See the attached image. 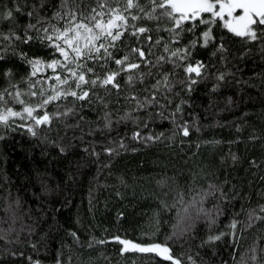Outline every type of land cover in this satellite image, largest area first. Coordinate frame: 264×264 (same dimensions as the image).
I'll return each mask as SVG.
<instances>
[{
    "label": "trees",
    "instance_id": "16d2710c",
    "mask_svg": "<svg viewBox=\"0 0 264 264\" xmlns=\"http://www.w3.org/2000/svg\"><path fill=\"white\" fill-rule=\"evenodd\" d=\"M12 3L13 0H0V9L5 5L11 7ZM20 22H26V17L21 16ZM8 27L7 22H0L3 30ZM215 32L217 36H224L229 49L227 67L234 75L226 76L225 82L213 89L215 73L226 71L224 62L219 59V53L212 55V45L198 46L193 52L195 58L208 65L209 75L197 82L190 94L180 83L175 86L177 95L173 104L181 97L190 101L182 106V114L177 113L175 124L182 118L195 120L199 125V130L192 128L188 136L176 128L165 112L163 119L156 117L140 129V140L132 137L139 125H134L131 120L116 123L103 136L98 131L94 136L86 134L83 143L90 144L95 139L99 157L83 151L78 128L66 127L75 122L76 118L72 116L54 121L50 129L42 132L49 140L71 141L73 146L67 154L58 153L54 144L37 142L24 131L15 130L0 139V264H29V255L41 259L43 264H53L58 252L65 264L69 258L71 264H160L162 258L154 253H120V242L107 240L111 235L137 242H167L173 253L182 258L183 264H192L186 259L188 256L198 264H221L222 260L227 264H239L242 256H250L248 249L254 240L264 243L261 240L264 223L247 227L243 235L238 234L235 245L227 235V225L234 211L243 219L244 213L240 210L249 206V200L253 207L264 202L261 199L264 194V79L253 75L264 72V60L255 50L241 57L239 53L248 46L245 41L227 33L226 29ZM153 36L155 38V33ZM121 39L126 45L130 38L126 35ZM23 47L30 54L37 50ZM123 51L121 47L115 54L122 55ZM6 67L13 69L16 80L30 71L28 65L9 53L4 61H0V89L7 87L3 75ZM171 68V64L165 66V70ZM96 71L101 69L97 67ZM176 72L183 79V71L177 69ZM50 73L49 69L37 76ZM123 77V73L117 77L122 85ZM49 82L45 81V84ZM21 87L26 84L21 82ZM99 95L110 100L108 107L113 110V115L127 107L123 96L118 97L115 91L106 95L100 89ZM68 99L70 101L71 97ZM11 106L17 110L21 107L19 103ZM101 107L94 103L83 108L80 114L86 119L81 127L95 122ZM49 110H53L52 105ZM140 116L144 122L143 111ZM161 132L164 135L160 140L143 142L146 133L156 135ZM73 135L77 137L75 141ZM108 136L113 139L123 136L127 150H118L113 156L104 153L102 148ZM78 158L85 163L77 172ZM68 174L74 175V179H69ZM119 177H123L124 183L119 182ZM210 182L231 197L226 202L215 196L207 198L205 206L211 208L213 204H220L222 215L212 225L203 219L196 220L190 231L173 236V225L179 226L178 214L184 215L193 193L208 188ZM17 199L18 207L13 203ZM162 202L167 203L169 209L160 211ZM9 204L16 209L14 222L12 212L5 211ZM10 225L5 240L4 230ZM69 229L77 233L78 241L73 239ZM210 231L213 234L224 231L226 235L209 246L206 236ZM92 237L105 239V244L95 243ZM33 241L37 243L36 250L31 247ZM202 241H205L203 245ZM14 250L22 252L23 256H11L9 253Z\"/></svg>",
    "mask_w": 264,
    "mask_h": 264
},
{
    "label": "snow or ice",
    "instance_id": "6c2138e0",
    "mask_svg": "<svg viewBox=\"0 0 264 264\" xmlns=\"http://www.w3.org/2000/svg\"><path fill=\"white\" fill-rule=\"evenodd\" d=\"M21 16L26 17V22H20ZM0 22L9 24L7 30L0 28V61L11 53L30 68L19 80L13 78L11 67L3 70L7 87L0 89V139L15 130L24 131L37 142L56 145L60 154H67L73 146L72 142L49 140L42 132L50 129L54 121L67 120L70 116L76 120L66 127L78 128L81 148L96 157L100 155L95 148L97 141L93 139L90 144L83 143L86 134L94 136L98 131L103 136L116 123L131 120L134 125H139L132 132V137L140 140V129L156 117L163 119L165 112L175 124L177 113L182 114V106L190 103L181 97L179 102L173 104L177 82L190 94L193 86L209 75L208 65L193 56L198 46L207 48L212 45V55L219 53V59L224 62L226 71L215 73L213 89L221 86L226 76L234 75L232 69L227 67L228 46L224 36L216 35V29H226L227 33L246 42L248 46L239 53L241 57L255 50L264 60V0H123V3L120 0H13L11 7L5 5L0 9ZM126 35L130 39L125 45L121 38ZM23 46L37 50L30 54ZM121 47L124 48L123 54L116 55ZM154 48L157 51L154 52ZM168 64L172 68L165 70ZM97 67L101 69L100 72L96 71ZM49 69L50 74L37 76L38 73H47ZM177 69L183 71V79L177 75ZM121 73L124 74L123 85L117 79ZM253 75L264 79V72ZM32 77L37 79L33 80ZM45 81L50 82L45 84ZM21 82L26 87H21ZM100 89L106 95L115 91L118 97L123 96V103L127 107L113 115V110L108 107L110 100L99 95ZM12 103H19V110L12 107ZM94 103L102 106L100 115L95 122L81 127L86 119L80 114L82 109ZM117 103L120 101L117 100ZM50 105L53 108L51 111ZM141 111L144 122H141ZM175 126L184 136H188L192 128L199 130L195 120L181 118V122ZM163 135V132L156 135L146 133L143 142L158 141ZM76 139L73 135L72 140ZM118 150H127L125 138L119 136L113 139L108 136L102 151L113 156ZM232 159L236 157L233 155ZM84 163L82 158L76 160L77 172ZM252 163H256L255 159ZM68 175L69 179H74V175ZM118 180L124 183L123 177ZM209 196H215L221 202L231 199L228 193L211 182L208 188L194 192L185 206V214H178L179 226L173 225V236H182L190 231L192 224L199 219L209 225L215 223L217 217L222 215V209L218 203L211 208L206 207ZM261 199L264 201V194H261ZM13 203L18 207L19 199ZM189 206H192L191 212ZM165 209H169V205L162 202L160 211ZM5 211L12 212L14 222L16 209L9 204ZM240 211L244 213L243 219H240L239 212L234 211L227 225V235L234 245L238 243V234L243 235L247 227L264 223V202L253 207L249 200V206L242 207ZM10 230L11 225L4 230L5 240ZM29 231L32 229L29 228ZM69 232L74 240H79L76 232L71 229ZM145 235L150 236L151 233ZM225 235L224 231L214 234L210 231L206 242L212 246L211 242L219 241ZM92 240L99 245L105 244V239L92 237ZM107 240L120 242V253L129 250L154 253L162 258L160 264L167 261L183 264L182 258L173 253L167 242H137L120 235L108 236ZM261 240L264 241V237ZM204 243L202 241V245ZM31 247L36 250L37 243L31 242ZM248 252L250 256H242L239 264H264V243L254 240ZM9 254L13 257L23 256L18 250ZM186 259L198 264L192 256ZM232 259L235 260V255ZM27 260L29 264H43L41 259H34L31 255ZM53 264H65L59 252L53 258ZM68 264H71V258ZM221 264L227 262L222 260Z\"/></svg>",
    "mask_w": 264,
    "mask_h": 264
},
{
    "label": "rangeland",
    "instance_id": "374dc122",
    "mask_svg": "<svg viewBox=\"0 0 264 264\" xmlns=\"http://www.w3.org/2000/svg\"><path fill=\"white\" fill-rule=\"evenodd\" d=\"M129 251H131V250H129Z\"/></svg>",
    "mask_w": 264,
    "mask_h": 264
}]
</instances>
